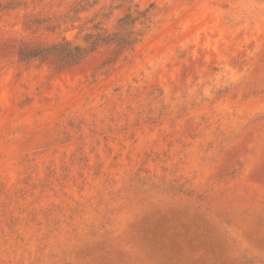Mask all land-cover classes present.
Returning a JSON list of instances; mask_svg holds the SVG:
<instances>
[{
    "label": "rangeland",
    "instance_id": "obj_1",
    "mask_svg": "<svg viewBox=\"0 0 264 264\" xmlns=\"http://www.w3.org/2000/svg\"><path fill=\"white\" fill-rule=\"evenodd\" d=\"M94 3L0 0V264H264V0Z\"/></svg>",
    "mask_w": 264,
    "mask_h": 264
},
{
    "label": "trees",
    "instance_id": "obj_2",
    "mask_svg": "<svg viewBox=\"0 0 264 264\" xmlns=\"http://www.w3.org/2000/svg\"><path fill=\"white\" fill-rule=\"evenodd\" d=\"M98 0H95V3ZM112 3L114 2H118L121 0H111ZM81 2V1H80ZM94 3V4H95ZM113 7V8H112ZM122 7V4H118L116 6H111V10L112 12L114 11H118L120 10ZM152 7H149V9L143 11L142 13H139V18H143V21H141L139 24L140 25H145L146 23H148L149 19L147 18V15L149 14L150 10ZM105 8L101 7L100 11H103ZM85 11V10H83ZM96 12L94 14V18L97 19L99 16H103L104 18H107V20H109L110 17H108L107 15H105L103 12L100 13ZM112 15V13H109V16ZM138 19H132L130 14H127L124 17H121L117 20V25H116V32H114L111 35V44L115 45L117 53L121 54L125 51L128 50H132L134 45L138 42V40L141 37V34L139 31H137L135 29V25L137 24ZM101 24V22H97L94 26L93 29L98 31L101 30L98 28V26ZM104 33H96V34H89L87 35V39H86V43L90 46L95 45L96 43L103 41L104 39H107L109 37V35L104 36ZM88 40V41H87ZM66 49H65V53L66 56L70 59H79L82 60L84 57V54L86 53V49L85 47H82L80 45H72L70 42L65 41ZM86 55V54H85Z\"/></svg>",
    "mask_w": 264,
    "mask_h": 264
}]
</instances>
